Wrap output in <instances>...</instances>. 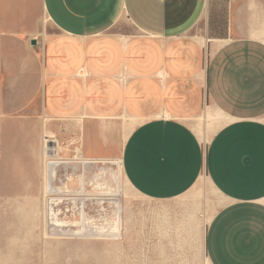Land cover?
I'll list each match as a JSON object with an SVG mask.
<instances>
[{"label":"crops","instance_id":"1","mask_svg":"<svg viewBox=\"0 0 264 264\" xmlns=\"http://www.w3.org/2000/svg\"><path fill=\"white\" fill-rule=\"evenodd\" d=\"M17 4L0 25L9 78L0 91L1 207L39 208L45 137L62 155L80 152L84 162L69 164L84 172L60 184L78 189L85 164L114 158L111 136L125 115L134 122L120 150L126 183L165 201L208 179L223 202L202 235L205 264H264V0ZM205 101L213 115H198ZM190 116H205L207 144Z\"/></svg>","mask_w":264,"mask_h":264},{"label":"rangeland","instance_id":"2","mask_svg":"<svg viewBox=\"0 0 264 264\" xmlns=\"http://www.w3.org/2000/svg\"><path fill=\"white\" fill-rule=\"evenodd\" d=\"M30 1L37 3V0ZM18 2L19 0L14 2L0 0V25L8 24L4 15L17 7ZM41 22L43 25L45 20L42 18ZM208 57L207 50L204 49V63ZM4 67V65L0 67V91L5 90L9 84ZM32 104L38 102L34 101ZM214 110L205 101L198 115L207 111L213 115ZM196 117H186L185 122L194 127L202 141L207 144L209 130L205 125V116L200 117V120L195 119ZM116 120L118 128L114 130L110 140L114 143V151L108 155L114 157L111 159L113 162L85 164V179L88 184L90 183L86 189L85 196H88L89 200L85 204V213L89 220L104 223V219L112 218L111 202L117 199L122 207V239L97 241L80 238L78 235L43 237L40 223L30 220L35 209L21 211L3 208L1 204L4 199L0 195V264H55L53 261L57 255L63 257L60 260L61 264H75V261L80 264H205L202 235L204 237L210 217L222 204L221 197L210 186L208 179L201 177L189 193L173 199L155 201L138 194L126 183L120 163L122 144L134 122L125 115ZM64 130L65 127L62 129L60 127L59 133ZM59 140L64 145L68 144V139L64 135L59 137ZM60 149L59 145V152ZM59 155L65 162L72 161L71 153L62 155L60 152ZM82 169L78 164H61L58 171L51 170L52 183L60 186L67 174L71 175ZM99 201L104 204L99 205ZM45 202L46 199L43 197L38 208L39 213L40 206ZM69 207V211L60 209V217L67 221H78L79 210L75 205ZM38 217L40 216L37 214V219ZM76 230L77 227L64 233H74ZM115 244L120 245L116 250ZM106 249L113 252L109 254L110 257L101 258L100 252ZM89 253L92 257L84 263V255L79 254Z\"/></svg>","mask_w":264,"mask_h":264},{"label":"bare ground","instance_id":"3","mask_svg":"<svg viewBox=\"0 0 264 264\" xmlns=\"http://www.w3.org/2000/svg\"><path fill=\"white\" fill-rule=\"evenodd\" d=\"M55 140L50 137H45L43 141V170L45 173V183H44V191L42 197L46 199V202L40 206V213L38 209H35L34 214L30 218L32 222L40 223L42 227V235L45 236H67V235H78L80 238H87L90 240H120L122 239V207L120 202L115 199L111 203L113 204V216L111 219H104V223H96L92 220L86 218L85 213V204L89 200L86 195V189L88 183L85 181L86 179L83 176V172L76 178L77 184L79 185L78 189H72L65 184L61 187L56 186L55 183H52L51 170L58 169L61 167V164H69L80 161L84 162V159L81 157L80 152L77 151L76 155L72 158V161L65 162L61 160L62 158L59 155V145H57ZM48 143H52L53 145H49ZM56 145V147H55ZM48 150H53L54 152L50 153ZM113 162L111 159H98L91 160L92 163H108ZM111 162V163H112ZM119 162V161H118ZM121 167L122 161L120 159ZM118 164V163H117ZM120 167V166H119ZM58 171V170H57ZM56 171V174L59 173ZM104 172V171H103ZM121 172V171H120ZM118 176V175H117ZM93 178V177H92ZM68 180H74L73 177L67 176L64 177V182ZM62 182V183H64ZM90 184V183H89ZM119 186L117 185L116 190L118 191ZM89 189V188H88ZM116 192V191H115ZM102 193V192H101ZM95 194V193H94ZM119 197V196H117ZM94 198V197H93ZM100 198V197H99ZM99 205L104 204V202L99 201ZM75 205L79 210L78 213V221L72 222L64 220L60 217V209H65L69 211V206ZM31 210V209H30ZM29 215V212L26 211ZM64 213V212H62ZM37 214L40 216L37 219ZM34 217V218H33ZM39 220V221H38ZM36 224V223H35ZM78 228L74 233H64L65 231L73 230V228ZM41 230V229H40ZM61 232L60 234L57 233Z\"/></svg>","mask_w":264,"mask_h":264},{"label":"water","instance_id":"4","mask_svg":"<svg viewBox=\"0 0 264 264\" xmlns=\"http://www.w3.org/2000/svg\"><path fill=\"white\" fill-rule=\"evenodd\" d=\"M31 43H32V44H35V40H32Z\"/></svg>","mask_w":264,"mask_h":264}]
</instances>
